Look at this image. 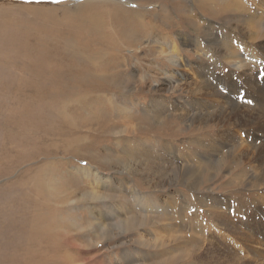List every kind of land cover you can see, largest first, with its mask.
<instances>
[{"label":"rangeland","instance_id":"1","mask_svg":"<svg viewBox=\"0 0 264 264\" xmlns=\"http://www.w3.org/2000/svg\"><path fill=\"white\" fill-rule=\"evenodd\" d=\"M260 2L0 0V264H227L226 246L240 242L216 229L213 208L226 207L212 202L247 200L264 221L255 200L264 163L251 182L257 163L219 140L224 105L193 103L208 88L235 103L250 71L264 77L246 55H264V38L249 37ZM194 139L224 151L194 157ZM190 160L203 168L200 184L145 171ZM190 237L205 240L203 253L185 255ZM261 238L246 264H264Z\"/></svg>","mask_w":264,"mask_h":264},{"label":"bare ground","instance_id":"2","mask_svg":"<svg viewBox=\"0 0 264 264\" xmlns=\"http://www.w3.org/2000/svg\"><path fill=\"white\" fill-rule=\"evenodd\" d=\"M260 5L264 6V0H261ZM224 6H225V9H227L228 7L231 6V4H227ZM255 15H256V23L254 22L253 24H257V26L259 28L256 27V28L250 29L253 31L249 37H252L254 41L255 40H263L264 30H262L263 26L261 24L264 23V12L260 11V14L254 13L253 16L251 15V17H252L251 19L255 18ZM255 43H253V45ZM262 48H264V47H262ZM246 52H247V54H246L247 59H250V61L252 63H255V65H257V69H259V67H262V66L264 67V65H262L263 60H264V55H262V59H263L262 60L260 55L255 50L252 49V50H249ZM231 53H232V55H234V52H231ZM174 63L176 64L175 61H174ZM230 64L232 65V67L235 68L236 71H239L241 69V66H239L238 64H232V63H230ZM243 64L244 63H242V65ZM194 74H195V72H194ZM257 74H259V73H257ZM257 74L250 71L246 75V79L244 81V84H242L243 86H245L247 88L246 90H242L240 88L236 89V96H238L240 98L239 101L237 99H234L236 104L233 103L232 101H230L229 99L225 98L224 96H222L223 94L218 92V90L214 91L213 89H209V88H208V92L202 93V96H200L199 99H197L193 103L194 105H196V106L198 105V106L203 107V108H207V107L209 108V107L215 105L216 103H217V105H218V103L224 105L223 107L221 105L219 106L220 114H222V112L227 113V114H225V116H224V114L222 115V117L220 116L221 117L220 123H221V127H222L223 131L222 132L220 131V134H218L220 136L219 140L222 139L223 143L226 146H231L232 149L230 151H228V152L232 153L231 156H233V152H234L235 154H237V156L238 155L239 156L244 155L247 158L246 159L247 164L251 165V163H253V164L257 163V165H253L255 167L250 166V168H249L251 171V174H252V177L250 178L251 182L255 178V176H253V174H257V171H258L257 166H260L264 163V91L261 89V87L264 86V77H263V75H261V77L256 76ZM202 77L208 78V77H210V75H208L207 73L204 72L202 74ZM257 79H259V80H257ZM204 84H206L207 87L209 86L208 82L204 83ZM248 92H251L254 95L250 96ZM209 98H210V100H209ZM211 98H212V100H211ZM241 101H246V102L250 101L254 105L252 107H247L245 102L242 103ZM182 111L185 113L180 114L181 117H183V118H190L191 117L189 114L190 110L185 109ZM193 116H192V118H193ZM202 117H200V116L196 117V120L199 121L202 119ZM206 117H207V114H206ZM203 120H204V118H203ZM237 134H239L240 136L242 135V138L240 136L238 137ZM243 138H246V139L254 142L253 146L251 147V150H247V147L249 145L242 142ZM189 141H186V142H188L187 144H189ZM198 141H199L198 139L191 140V143L195 144L194 148H196V149H195V151L189 152V153L199 154L197 156H200L202 158H209L211 153H208V150L213 151L214 154H220L224 151V148L222 147V146H224V144L217 142V140L216 141L211 140L208 143H202L201 141H200L201 143H199ZM257 141H259L258 145L255 144ZM203 142H205V141L203 140ZM188 147L189 146H187V148ZM201 147H203L204 149H201ZM182 148L184 149L185 147L183 146ZM140 154H142V153H140ZM178 154H180V156L184 155V157H185V155H186L187 157H189L187 152L178 151ZM195 154L193 155L194 157H195ZM249 157H251V158H249ZM168 168H171V169L168 170ZM261 169L263 170L264 168L262 167ZM145 171H148L152 174L154 172L153 175H162V176H163V173H168L165 175L171 174L176 181H179L184 185L185 184L188 185V184H196L198 182V178H199L198 174H201L203 172V168H202L201 164L198 163L197 161H191L190 160V165L187 164L186 166H180V167H178V166L172 167V164L170 165V167H165V166L162 167V166H155V163H151V167L148 166L147 169H145ZM263 173H264V170L261 174H263ZM259 177L260 178H258L257 181L255 182L256 188L261 186L264 183V177H263V179H261L262 176H259ZM259 181H260V183H259ZM251 182H249V183H251ZM190 186H194V185H190ZM135 197H136V199L140 198V196H138L136 194L134 195V198ZM256 197L257 198H255V200L258 203L264 205V192H262V194L256 195ZM207 201L211 204L212 199L209 198V199H207ZM245 201H247V200H245ZM245 201L240 200L239 203H242V205H239V204L237 205L233 198H231L227 204L222 203L221 200H215L214 202H212V204H216V205L218 202L219 206H221L223 208L226 207L225 212H222V211H219L218 209L213 208V214H214L213 215V219H214L213 224H215L216 229H218L216 222L219 221L226 228L229 237H231L235 241V243L240 242L239 245L237 244L238 251H236V249L229 250V246H226L227 259L225 257H223V258L227 264H246L247 262L249 263L250 262L249 259H245L244 257H242L243 254H245L249 243L255 242V238H257L259 240V237H262L261 240H263V241H260L261 245L263 244L262 242H264V221L262 219L261 208H259L257 205H255V206L250 205V207H246L247 205L244 204ZM142 203H143V205H145L146 202H143V199H142ZM157 204L155 203V204H150V205H152L154 208H160L159 204L158 205ZM210 204H209V207L211 208ZM164 205H165V203H164ZM207 205H208V203H207ZM171 206H172V204L169 206L165 205L164 207H171ZM173 209H174L173 207L169 208V210H173ZM176 216H177V212L175 213L173 220L177 219ZM209 216H211V214ZM172 224L170 225V227H172ZM164 228H165V225H162V229H164ZM190 238H191L190 241H187V242L192 247V249L189 252H185V255L186 254L187 255H195L196 253H199V252L203 253V251H202V245L203 244H199V242L200 241L205 242V240H203V238L202 239L200 238L199 241H196V240H194V238H192V237H190ZM195 241H196V243H194ZM193 243L195 244V246H193L194 245ZM208 245L210 246V248L212 250L213 256H216L215 248L213 246L214 243L211 242ZM240 250L243 253H239ZM206 254L208 256H210L209 253H206ZM253 258L255 259L254 261H256V259L261 258V256L259 254H254ZM219 263H221V262H219ZM200 264H206V263L201 262Z\"/></svg>","mask_w":264,"mask_h":264},{"label":"snow or ice","instance_id":"3","mask_svg":"<svg viewBox=\"0 0 264 264\" xmlns=\"http://www.w3.org/2000/svg\"><path fill=\"white\" fill-rule=\"evenodd\" d=\"M25 3H36V4H39V3H43L45 2V0H24ZM47 2L49 3H56V4H60V3H63L64 0H47ZM250 103V101H249Z\"/></svg>","mask_w":264,"mask_h":264}]
</instances>
